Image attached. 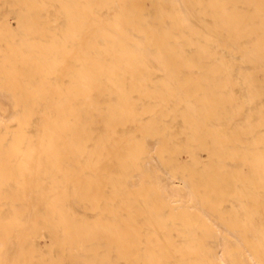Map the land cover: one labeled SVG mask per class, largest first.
Masks as SVG:
<instances>
[{"label": "bare ground", "instance_id": "obj_1", "mask_svg": "<svg viewBox=\"0 0 264 264\" xmlns=\"http://www.w3.org/2000/svg\"><path fill=\"white\" fill-rule=\"evenodd\" d=\"M0 264H264V0H0Z\"/></svg>", "mask_w": 264, "mask_h": 264}]
</instances>
